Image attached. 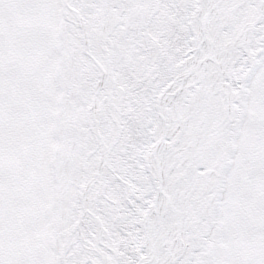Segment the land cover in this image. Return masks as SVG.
Instances as JSON below:
<instances>
[{
  "label": "snow or ice",
  "instance_id": "obj_1",
  "mask_svg": "<svg viewBox=\"0 0 264 264\" xmlns=\"http://www.w3.org/2000/svg\"><path fill=\"white\" fill-rule=\"evenodd\" d=\"M0 264H264V0H0Z\"/></svg>",
  "mask_w": 264,
  "mask_h": 264
}]
</instances>
